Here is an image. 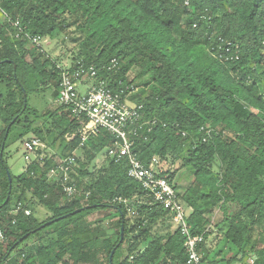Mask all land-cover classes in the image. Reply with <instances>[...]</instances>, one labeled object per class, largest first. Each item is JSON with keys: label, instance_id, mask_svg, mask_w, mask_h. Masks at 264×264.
Masks as SVG:
<instances>
[{"label": "trees", "instance_id": "obj_1", "mask_svg": "<svg viewBox=\"0 0 264 264\" xmlns=\"http://www.w3.org/2000/svg\"><path fill=\"white\" fill-rule=\"evenodd\" d=\"M0 4L20 18L27 31L43 38L57 37L74 26L81 39L71 68L78 61L103 67L115 58L117 71L100 72L115 88L120 81L134 82L128 74L137 68L144 79L131 99L145 104L146 118L157 120L150 132L145 128L133 137L138 157L145 164L156 157L164 166L172 159L176 170L191 168L192 183L180 195L191 208L194 234L208 229L206 215L214 208L223 211L216 248H208L207 241L200 247L204 260L242 264L247 256H255L253 264H264V0H0ZM13 32L0 18V84L8 92L0 93V227L4 238L12 239L6 253L0 254V264H186L185 237L179 229L153 233L159 223L172 222L169 211L129 176L125 158L116 162L107 155L115 136L101 128L82 146L79 138L66 139L79 128L70 107L57 105L43 118L53 121L55 127L48 133H58L61 140L59 157L78 148L84 153L75 176L77 193L68 197L60 182L49 177L54 156L27 165L20 178L12 174L6 159L12 131L23 116L33 113L30 97L51 88L56 99L61 79L57 62L45 50L16 39ZM35 131L44 140L42 129ZM103 152L108 161L93 176L90 165ZM162 174L172 180L174 173L164 168ZM16 184L29 193L28 203L22 201L23 194L14 201ZM20 203L30 215L22 209L13 214ZM37 203L51 216L39 221L30 206ZM230 205L238 209L231 212ZM108 210L113 213L85 220ZM254 227L260 229L255 239ZM86 233L91 237L85 241L81 236ZM210 235L206 232V239ZM222 244L228 252L223 257ZM14 251L19 254L12 256Z\"/></svg>", "mask_w": 264, "mask_h": 264}, {"label": "built area", "instance_id": "obj_2", "mask_svg": "<svg viewBox=\"0 0 264 264\" xmlns=\"http://www.w3.org/2000/svg\"><path fill=\"white\" fill-rule=\"evenodd\" d=\"M186 4H188V1H186ZM0 18L13 28L14 37L29 41L37 48L43 49L44 38L27 31L21 19L12 17L1 4ZM231 48L228 47L227 51L230 52ZM235 48V58H239L238 46ZM56 66L61 72V79L60 92L54 102L57 105L70 107L72 115L79 123V128L75 132L65 135L66 139L71 142L75 138H79L82 146L91 135L101 128L113 134L115 142L113 146L108 148L107 155L116 162L125 158L129 163V176L140 182L148 194L153 196L156 203L161 204L169 211L172 223L185 237L186 264H208L203 258L200 247L206 241V232L211 233V228L208 227L201 234L192 232L189 224L191 208L187 207L182 200L174 182L168 178V175L162 174L163 169L160 167L158 158L154 157L149 164H145L134 150L133 137L139 136L141 130L145 128L150 132L157 123L156 119L146 118L143 102L131 99L139 88L134 82L123 83L122 81L115 88L113 81L100 77L101 69H106L109 72L117 71L119 68L118 60L114 58L103 67L86 64L83 61H78L77 66L74 68L62 66L58 63H56ZM83 81L90 83L87 89L80 91L79 85ZM182 134L186 135L185 132ZM24 144L27 151L34 154V159H31L28 155L25 156L28 161L27 165L38 159L43 161L44 155L39 153L45 147V144L40 138L32 137ZM78 168V158L72 153L66 157L55 158L48 175L51 179H57L60 182L68 197H73L78 191L75 178L78 174ZM117 200L126 205L130 204V201L124 198H118ZM20 209L26 215L31 214V210L24 208L21 203L14 214H17ZM15 222L16 220L13 221V223ZM0 237L4 238L1 227Z\"/></svg>", "mask_w": 264, "mask_h": 264}, {"label": "rangeland", "instance_id": "obj_3", "mask_svg": "<svg viewBox=\"0 0 264 264\" xmlns=\"http://www.w3.org/2000/svg\"><path fill=\"white\" fill-rule=\"evenodd\" d=\"M2 23V19H1ZM69 32H71L69 34ZM69 32H64L62 34H59V36L51 38V37H46L44 38L43 41V49L45 50L46 54L53 59V61H56L58 64L62 66H70L72 63V60L76 57L77 52H78V43H79V38L81 39V33L75 30V27L73 26ZM12 33V31H11ZM13 36V35H12ZM17 39V37H15ZM77 39V40H76ZM32 52L37 53L35 50ZM28 61L31 60V55H27ZM129 80H133L135 85H138L140 81L144 78L138 77V69H132L129 74H128ZM83 88L80 87V91ZM139 91V90H138ZM0 93L6 95L8 92L6 88L4 87L3 84H0ZM54 93L55 91L51 88H48L47 91L42 92L38 94L37 96H31L30 97V103H31V108L33 110L32 114H28L22 117V120L18 126L14 128L12 131L9 141H8V147L6 149V159L7 163L12 171V174L16 178H20L23 175V172L26 169L28 161L26 160L25 156L28 155L31 157V159H34V154L30 153L27 151L25 147V142L32 138V137H37L39 138L37 132L35 131L37 128L42 129L41 135L44 138L42 140L45 144V147L41 149L40 155L44 156H54L56 158L59 157V151H60V145H61V140L59 139L58 133H54L50 135L48 133L49 129L53 130L55 127L53 124V121L50 119L46 123L43 118V114L46 112H54L56 110L57 104L54 102ZM54 143V145H52ZM69 153V151L67 152ZM77 158L78 161H80V164L85 161V156L81 148L76 149L73 152ZM107 156L103 152L98 156V159L95 160L91 165V173L94 176L95 173L99 170V168L102 165H105L107 163ZM160 167L161 169L168 168L170 171V174H173L172 180L175 183V185H178L177 180L175 179V176L178 172L176 170V165L172 162V159L168 160L167 165L165 166L160 162ZM178 167V165H177ZM215 169H217L215 167ZM180 172L182 173L181 179H180V194L185 193L187 190L186 187L190 186L192 183V177H193V172L191 168L185 167L181 168ZM176 180V181H175ZM186 186V187H185ZM178 187V186H177ZM14 201H17L18 197L20 194H23V199L22 201L24 203H28L29 201V193L23 192L22 189L18 184L14 187ZM37 201V200H36ZM32 209L33 215L39 220L43 221L45 220L48 216H51V213L48 211V209L42 205V204H35V205H30ZM238 208L234 205L229 206V210L231 212L236 211ZM110 214L113 213V210H108V211H96L90 215H88L85 220L88 222L98 220L102 218L105 214ZM14 214V213H13ZM223 211L219 208L216 207L214 208L210 213H208L207 219L209 220V225L208 227L211 228V235L206 239L207 241V247H216L217 243L221 239L222 232L218 229V222H220L223 219ZM130 220H131V226L134 227L135 224V217L134 214L129 215ZM171 224V225H170ZM169 225V226H168ZM176 227L173 225L169 219H166L164 223H159L153 230V233H158L162 234L165 233L168 230H175ZM260 233V229L257 227H254L252 229V238H258ZM83 240H88L91 235L89 233L83 234L82 236ZM12 239H5L0 237V244L2 247L0 248V254H5L7 251V246L10 243ZM209 248V247H208ZM219 249L223 250V252L219 255L221 257L225 256L227 252V247H224L223 244L220 245ZM18 251H14L12 253V256L18 255ZM122 258L125 257V246L121 250ZM255 256H247L242 264H253ZM103 261L106 263L107 262V256L106 254H103L102 257ZM5 264H8L7 262Z\"/></svg>", "mask_w": 264, "mask_h": 264}, {"label": "crops", "instance_id": "obj_4", "mask_svg": "<svg viewBox=\"0 0 264 264\" xmlns=\"http://www.w3.org/2000/svg\"><path fill=\"white\" fill-rule=\"evenodd\" d=\"M89 83L90 82H86V81H83L80 85H79V90H80V87L81 88H83L81 91H84L85 89H87V86L89 85ZM181 175H182V173L180 172V169L178 170V172H177V174H176V176H175V179L177 180H175L176 182H178V187H177V189L179 190V192H180V179L182 178L181 177ZM175 184V183H174ZM186 187V186H185ZM189 186H187L186 187V189L188 188ZM209 248H211V249H215L216 247H211V246H208ZM238 264H240V263H238Z\"/></svg>", "mask_w": 264, "mask_h": 264}, {"label": "water", "instance_id": "obj_5", "mask_svg": "<svg viewBox=\"0 0 264 264\" xmlns=\"http://www.w3.org/2000/svg\"><path fill=\"white\" fill-rule=\"evenodd\" d=\"M10 127H11V125H9L8 130L6 131V137L8 136ZM77 211H80V209L77 210ZM77 211H75V212H77ZM122 234H123V228H122ZM122 238H123V236H122Z\"/></svg>", "mask_w": 264, "mask_h": 264}]
</instances>
